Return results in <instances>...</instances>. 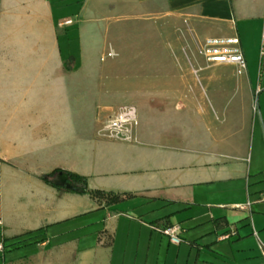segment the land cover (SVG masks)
<instances>
[{"label":"crops","instance_id":"obj_1","mask_svg":"<svg viewBox=\"0 0 264 264\" xmlns=\"http://www.w3.org/2000/svg\"><path fill=\"white\" fill-rule=\"evenodd\" d=\"M55 1L0 0V264H264V66L257 73L264 0L115 4L146 21L158 18L159 40L187 47L209 34L239 40L243 71L202 58L208 66L199 72L206 87L226 88L227 73L234 71L241 122L246 131L253 129L249 149L247 135L231 145L223 134L200 148L183 131L171 136L153 130L147 115L152 105L165 116L160 121L174 106L176 129L184 119L195 126L204 112L198 78L188 95L181 75L166 77L173 71L166 54L153 50L144 55L141 71L124 49L120 67L97 68L94 16L104 0H84L78 12L59 17ZM66 21L71 24L60 27ZM71 28L77 60L64 57L59 47L61 31L67 36ZM139 75L142 83H136ZM122 106L138 115L130 143L101 132ZM62 144L73 160L57 170L85 177L88 190L129 196L105 205L45 183L42 177L54 169L48 156ZM171 225L181 228L179 245L157 231Z\"/></svg>","mask_w":264,"mask_h":264},{"label":"rangeland","instance_id":"obj_2","mask_svg":"<svg viewBox=\"0 0 264 264\" xmlns=\"http://www.w3.org/2000/svg\"><path fill=\"white\" fill-rule=\"evenodd\" d=\"M80 1V2H78ZM84 0H56L54 2V14L59 17L62 15H70L78 12L81 4ZM106 2V3H105ZM105 5L101 8L100 12L96 14L95 26L96 30L93 38L98 40V50L93 56V65L101 69H117L120 67V54L121 50H125L124 56L135 66L136 71H141L143 68L144 55L150 50L159 51L165 53L167 56V66L173 69L172 73L167 75L168 79H173L176 76H182L183 86L186 87L188 95L194 91L195 79L199 80V94L197 97L199 110L204 111L198 114L197 122L194 127H191L190 123H187L184 119L183 127L176 129L175 125V109L174 106L169 108L166 118L160 121V117H165L160 114V108L156 105H152L147 108V115L149 116V124L152 129L167 133L174 136L176 132H182L183 135L189 138L195 137L198 141L200 148H206L207 144L212 145L219 136L227 134L228 141L231 145H236L242 142L247 135V148L250 147L252 141L253 129L249 128L247 131L242 125V118L239 113V103L242 100V93L236 88L234 71L229 70L227 75L231 78L229 86L226 88L223 86H211L206 87V82L202 80V73L199 72V67H207L202 60V57L198 54V48L201 45V41H196L189 44L187 47L185 43L175 44L173 40H167L162 38L159 40V32L162 22L157 19L139 18L140 12L135 14H127L120 8L116 7V0H104ZM153 20V21H152ZM88 23L87 20H85ZM64 22L60 27H65ZM154 38V44L147 43L145 38ZM207 37L221 38V34H209ZM133 38V40H132ZM189 41V37L185 38ZM129 40V41H128ZM127 45L130 50H127ZM248 47V53L252 51V45L249 40L246 43ZM182 46V47H181ZM59 47L64 57L72 56L75 60L78 58V43L76 29L71 28L67 31V36L64 35V31H61L59 35ZM129 52V53H128ZM119 53V54H118ZM110 54V55H109ZM255 57L256 55L253 54ZM248 63V62H247ZM176 69V71H175ZM259 52L257 61V73L259 72ZM264 70V69H261ZM212 71V70H210ZM209 71V72H210ZM218 71V70H214ZM156 80L160 79V75H153ZM143 76H136V83H142ZM201 86L204 88L201 89ZM205 93L202 96L201 92ZM260 92V90L258 91ZM185 93V92H184ZM217 102L220 103V109L217 107ZM210 105L215 109L214 112L209 111ZM235 105V112H231ZM216 106V107H215ZM208 110V111H207ZM173 141V140H172ZM173 144V143H172ZM185 144L183 141L182 145ZM190 145V144H189ZM65 145L56 146L53 153L48 156V161L54 165V169L48 172L51 173L54 170L62 168L63 165L73 160V157L66 152ZM44 174V176L48 175Z\"/></svg>","mask_w":264,"mask_h":264},{"label":"built area","instance_id":"obj_3","mask_svg":"<svg viewBox=\"0 0 264 264\" xmlns=\"http://www.w3.org/2000/svg\"><path fill=\"white\" fill-rule=\"evenodd\" d=\"M70 24L71 21L64 22V25ZM198 54L209 65L228 64L235 66L239 71H243L246 67L239 40L235 37L207 38L198 48ZM259 64L260 67L264 66V33H262L259 46ZM138 125L136 109L132 106H122L108 116L101 132L108 140L130 143L134 141V134ZM157 231L166 236L173 245H179L182 242L179 225L160 227L157 228ZM223 238L226 239L228 236ZM260 251L264 256V246H260Z\"/></svg>","mask_w":264,"mask_h":264},{"label":"trees","instance_id":"obj_4","mask_svg":"<svg viewBox=\"0 0 264 264\" xmlns=\"http://www.w3.org/2000/svg\"><path fill=\"white\" fill-rule=\"evenodd\" d=\"M60 172H63L68 175V180L71 182V188L67 189L66 187L56 186L52 183V178ZM42 180L45 183L49 184L50 186L55 187L60 190L89 195L90 198H92L93 200H96L98 202H104L105 205H114L118 203L119 201H121L123 197L125 198L129 196L128 194H115L112 192H104V191H99V190H88L86 186L85 177H81L77 174L62 171V170H54L48 175L43 176ZM18 243H22V241Z\"/></svg>","mask_w":264,"mask_h":264},{"label":"water","instance_id":"obj_5","mask_svg":"<svg viewBox=\"0 0 264 264\" xmlns=\"http://www.w3.org/2000/svg\"><path fill=\"white\" fill-rule=\"evenodd\" d=\"M52 182L56 186H65L67 189L71 188V182L68 180V175L63 172H60L54 176Z\"/></svg>","mask_w":264,"mask_h":264}]
</instances>
